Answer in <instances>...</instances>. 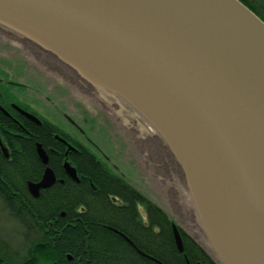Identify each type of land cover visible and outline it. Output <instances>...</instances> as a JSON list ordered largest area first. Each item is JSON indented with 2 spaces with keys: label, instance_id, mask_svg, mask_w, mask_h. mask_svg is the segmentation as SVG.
<instances>
[{
  "label": "water",
  "instance_id": "1",
  "mask_svg": "<svg viewBox=\"0 0 264 264\" xmlns=\"http://www.w3.org/2000/svg\"><path fill=\"white\" fill-rule=\"evenodd\" d=\"M0 21L123 98L187 155L209 190L220 244L204 227L219 264H264V208L249 197H264V22L255 13L239 0H0ZM36 152L45 168L26 183L34 198L56 181L40 143ZM172 234L181 251L174 224Z\"/></svg>",
  "mask_w": 264,
  "mask_h": 264
},
{
  "label": "trees",
  "instance_id": "2",
  "mask_svg": "<svg viewBox=\"0 0 264 264\" xmlns=\"http://www.w3.org/2000/svg\"><path fill=\"white\" fill-rule=\"evenodd\" d=\"M239 1L264 22V0ZM40 119L21 128L0 112V199L23 229L15 241L0 234V264H219L206 244L175 223L182 242L178 251L169 215L86 150L79 156L48 153L47 165L62 182L32 197L26 181H38L45 168L35 144L46 148L58 144L54 135L68 137ZM9 124L13 127L6 128ZM6 129L10 132L4 140ZM63 160L74 166L78 182L63 172Z\"/></svg>",
  "mask_w": 264,
  "mask_h": 264
},
{
  "label": "rangeland",
  "instance_id": "3",
  "mask_svg": "<svg viewBox=\"0 0 264 264\" xmlns=\"http://www.w3.org/2000/svg\"><path fill=\"white\" fill-rule=\"evenodd\" d=\"M6 79L22 85H10L8 90ZM81 82L97 89L99 94L88 93L80 86ZM0 89V93L21 102L31 103L35 99V112L40 117L57 125L92 153L100 155L101 152L104 156L97 157L109 170L164 210L174 225H182L187 233L192 232L198 240L213 248L203 219L200 215L193 216L186 207L189 197L173 162L157 156L152 142L146 144L144 137L139 141L131 133L115 107L102 102V94L108 97L113 94L94 78L28 36L0 25ZM116 96L118 105L126 103ZM18 104L28 110L23 103ZM137 210L146 223L144 205L137 204ZM22 231L19 223L9 217L0 199V234L15 241Z\"/></svg>",
  "mask_w": 264,
  "mask_h": 264
},
{
  "label": "bare ground",
  "instance_id": "4",
  "mask_svg": "<svg viewBox=\"0 0 264 264\" xmlns=\"http://www.w3.org/2000/svg\"><path fill=\"white\" fill-rule=\"evenodd\" d=\"M0 25L5 26L6 28H8L11 31H14V32L16 31V29L13 26H8V24H5L3 21H0ZM68 54H69L70 57H72L74 60H76L74 58V56H72L70 53H68ZM63 71L64 70H62V73H63ZM82 83L83 82H81L80 86L84 90L87 91L88 87L85 85V83H83V84ZM95 90H97V89H95ZM126 105L128 107L133 108L132 106L128 105L127 102H126ZM1 107L2 106H0V109L2 110V112L3 113H7V111L3 107L2 108ZM134 108H136V107H134ZM24 111L30 113L27 110H24ZM133 113H134V116H137V118H138V120H137L138 122L137 123L139 124V127H137L135 130H133L134 134L135 135H139V134L142 133V131L145 130L146 134L149 137L148 144L150 143V140H151L152 143L155 145L154 146V149H155L154 152H156V155L157 156H162V157L164 156L165 160L169 161L170 163L173 162V166L176 169V171L178 170L177 173L181 177V179L183 181V184L185 186L186 195L189 197L186 200L187 209L190 210V212H191V214L193 216L200 215V217L203 218V223H204V225L207 226V229L210 230L212 238H214L216 240V242L218 244H220V242H218L219 236L217 234V227H216V223H215V220H214L213 211H212V207H211L209 190L207 188L205 180L201 176V173L194 168V165L187 158V155L183 151L178 150L179 153H175L173 151L174 148H175V143L171 142L165 136H163L155 128V126L145 116H143L138 111V109H136V110L133 109ZM30 114H32V113H30ZM11 118H12L11 120H13V121L14 120L15 121H19L17 116L11 117ZM40 123H41V119H40ZM141 125L144 126V127H142ZM58 129L60 130L59 127H58ZM54 136L56 138H59L58 134H56ZM153 141H155L156 143L153 142ZM18 145L21 146L20 143H18ZM35 145H37V143ZM68 147L70 149H72V150H76L73 146H71L69 144H68ZM2 149H3V147H2ZM35 150H36V147H35ZM148 152L150 153V151H148ZM42 174H43V172H42ZM42 174H41V176H42ZM249 197H250V200L253 203V206L255 207V209L260 211V210H262L264 208V197L259 196L254 191H249ZM212 253H213V251H212ZM68 258L69 259L71 258L70 255L68 256Z\"/></svg>",
  "mask_w": 264,
  "mask_h": 264
},
{
  "label": "flooded vegetation",
  "instance_id": "5",
  "mask_svg": "<svg viewBox=\"0 0 264 264\" xmlns=\"http://www.w3.org/2000/svg\"><path fill=\"white\" fill-rule=\"evenodd\" d=\"M32 51V50H31ZM6 83L10 84V85H14V86H17V87H20L22 84L17 82V81H11V80H8L6 79ZM78 84V83H77ZM80 85V84H79ZM88 93H94V94H99L96 90H93L92 88H89L88 87V90H87ZM101 94V93H100ZM102 102L105 103V104H108V105H113L117 111V113L123 118V121L124 123L126 124L127 127L130 128L131 130V133L134 134V131L137 127H139V124L137 123L138 121V118L137 116H134V113H133V109L131 107H128L126 105V103H122L121 105H118V102H117V96L116 95H109L108 96H105L104 94H102ZM18 103L20 104H24L28 107V110L30 113H32L33 115H35L36 117H39L38 113L35 112V103L36 100L34 99L33 102L31 103H25V102H21L19 101L17 98L15 97H10L8 95H6L5 93H0V106H2L6 111L7 113H3L2 110L0 109V112L5 116V118L7 120H9L10 122H13L14 125H19L21 128L25 127L27 125L26 121H29V122H32L31 120H29L28 118H26L25 116H23L22 114H20L17 109L15 108V105L13 106V104H16L18 105L19 107H21L23 110H26L24 109L22 106H20ZM15 117L17 116L18 120L19 121H13L11 120L12 118L11 117ZM142 126V125H141ZM6 128H12L13 126H11L10 124L9 125H5ZM144 127V126H142ZM141 128V127H140ZM8 132L9 129H6L4 132H2V136L4 137V140L7 139V136H8ZM13 132V131H12ZM20 135V134H19ZM135 135V134H134ZM141 135V137H140ZM68 136V135H67ZM136 138L141 141L142 140V137H144V139L146 140V144L149 142L148 139V135L146 134V131H142L141 134L138 135H135ZM151 139V138H150ZM52 140L55 141L56 143H58L57 145L55 144H49L48 146H46V148H44L43 146V149L45 150L47 156H48V153H50L52 156H76L78 154H80L82 151L86 150L89 154H91L92 156H104L101 152H100V155L99 154H94L92 153L88 148H86L83 144H81L80 142L72 139L71 137H59V138H56L55 136L52 137ZM152 141L150 140V143ZM5 143L7 144V148L9 147V144L7 141H5ZM68 144L73 146L76 150H72L68 147ZM21 147V146H20ZM87 153V154H88ZM37 154V153H36ZM76 154V155H75ZM82 155V153H81ZM38 156V155H37ZM79 156V155H78ZM98 158V157H97ZM99 161L105 163L104 161L98 159ZM64 161L66 160H63L61 162V165H62V168H63V172L66 173L64 167H63V163ZM60 163V161H59ZM106 164V163H105ZM71 165V164H70ZM107 165V164H106ZM74 167V166H72ZM111 171V170H110ZM113 174H116L114 173L113 171H111ZM67 174V173H66ZM55 175V174H54ZM117 175V174H116ZM56 177V176H55ZM76 177H77V173H76ZM61 179L60 178H57L56 177V181L55 183L58 181V182H62V180L60 181ZM74 180V179H73ZM78 182V178L77 180H75ZM54 183V184H55ZM116 198V197H113V199Z\"/></svg>",
  "mask_w": 264,
  "mask_h": 264
}]
</instances>
